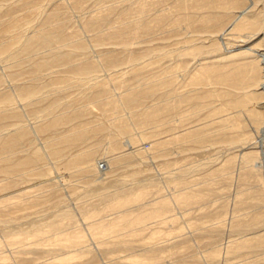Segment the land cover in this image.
Instances as JSON below:
<instances>
[{
    "label": "bare ground",
    "instance_id": "bare-ground-1",
    "mask_svg": "<svg viewBox=\"0 0 264 264\" xmlns=\"http://www.w3.org/2000/svg\"><path fill=\"white\" fill-rule=\"evenodd\" d=\"M0 264H264V0H0Z\"/></svg>",
    "mask_w": 264,
    "mask_h": 264
},
{
    "label": "rangeland",
    "instance_id": "rangeland-1",
    "mask_svg": "<svg viewBox=\"0 0 264 264\" xmlns=\"http://www.w3.org/2000/svg\"><path fill=\"white\" fill-rule=\"evenodd\" d=\"M145 74L150 75V71H146ZM149 146H150V144L148 143L147 140H145V141L143 142V148H149ZM101 160H102V158H99L98 161H101ZM190 205H195V204H190Z\"/></svg>",
    "mask_w": 264,
    "mask_h": 264
}]
</instances>
